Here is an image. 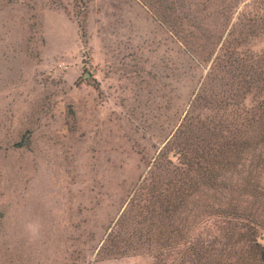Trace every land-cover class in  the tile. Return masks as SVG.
<instances>
[{
  "label": "rangeland",
  "instance_id": "374dc122",
  "mask_svg": "<svg viewBox=\"0 0 264 264\" xmlns=\"http://www.w3.org/2000/svg\"><path fill=\"white\" fill-rule=\"evenodd\" d=\"M197 98L229 128L264 118V0H0V264H154L117 243Z\"/></svg>",
  "mask_w": 264,
  "mask_h": 264
},
{
  "label": "trees",
  "instance_id": "16d2710c",
  "mask_svg": "<svg viewBox=\"0 0 264 264\" xmlns=\"http://www.w3.org/2000/svg\"><path fill=\"white\" fill-rule=\"evenodd\" d=\"M257 78L242 77L244 91L253 93ZM201 101L207 102L197 98L191 105L175 143L177 165L167 170L158 188L131 206L125 222L133 230L120 237L118 254H146L154 264H264L258 242L264 230V191L257 186L259 170L250 168L254 152L264 145V118H247L229 128L213 117L203 118ZM165 159L162 151L156 160ZM204 216L222 220L218 236L195 233Z\"/></svg>",
  "mask_w": 264,
  "mask_h": 264
},
{
  "label": "water",
  "instance_id": "95a60500",
  "mask_svg": "<svg viewBox=\"0 0 264 264\" xmlns=\"http://www.w3.org/2000/svg\"><path fill=\"white\" fill-rule=\"evenodd\" d=\"M88 76H90V75L88 74Z\"/></svg>",
  "mask_w": 264,
  "mask_h": 264
}]
</instances>
